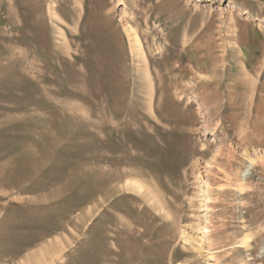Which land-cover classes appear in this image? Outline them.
<instances>
[{"label":"rangeland","instance_id":"rangeland-1","mask_svg":"<svg viewBox=\"0 0 264 264\" xmlns=\"http://www.w3.org/2000/svg\"><path fill=\"white\" fill-rule=\"evenodd\" d=\"M0 264H264V0H0Z\"/></svg>","mask_w":264,"mask_h":264},{"label":"bare ground","instance_id":"bare-ground-1","mask_svg":"<svg viewBox=\"0 0 264 264\" xmlns=\"http://www.w3.org/2000/svg\"><path fill=\"white\" fill-rule=\"evenodd\" d=\"M136 188H137V190H139V189H140V187H139V186H137ZM148 191H149V190H148ZM149 192H150V193H152L151 191H149ZM150 193H149V194H150ZM152 194H153V193H152ZM147 196H148V193H147ZM150 196H151V195H149V197H150ZM98 218H99V217H98ZM99 221H100V219H99ZM97 225H98V221H97Z\"/></svg>","mask_w":264,"mask_h":264}]
</instances>
